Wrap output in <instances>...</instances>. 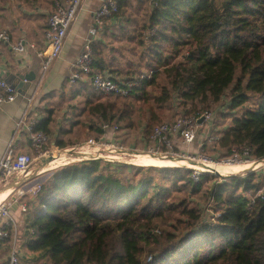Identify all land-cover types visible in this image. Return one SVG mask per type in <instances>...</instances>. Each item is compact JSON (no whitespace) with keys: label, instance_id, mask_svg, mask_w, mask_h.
Instances as JSON below:
<instances>
[{"label":"trees","instance_id":"trees-1","mask_svg":"<svg viewBox=\"0 0 264 264\" xmlns=\"http://www.w3.org/2000/svg\"><path fill=\"white\" fill-rule=\"evenodd\" d=\"M129 3L117 2L115 15L124 18L119 27L123 31L129 28V17L121 14ZM148 14L137 35L129 37H136L137 45L143 46V32L153 29L143 48L146 52L141 54L144 63L129 61L122 66L119 57L125 54L119 48L112 53L97 40L91 43L93 71L133 80L128 95L102 96L90 83L75 82L87 85L75 89L84 96L79 111L76 105L67 104L69 113L64 120L73 116L69 128L58 127L59 110L51 102L55 92H48L40 98L44 102L37 109L41 117L35 129L48 136L58 131L60 137L53 142L65 147L69 142L61 136L79 126L84 115L99 121L95 129L100 136L102 123L122 122L123 128H132L134 123L127 119L129 104L120 103L119 98L160 102L163 97L154 92L165 91L159 76H166L175 91L172 106L182 107L176 116L210 110L229 91L228 111L221 116L230 118L220 130V140L206 146L213 156L224 157L233 147L248 145L253 157L264 158V0H159ZM239 108L242 113L235 115L233 111ZM157 123L156 116H151L140 127L139 136L147 142ZM138 141L142 147L143 142ZM101 162L93 159L63 165L41 184L31 200L35 208L26 212L24 247L30 255L21 258L22 264L34 259L41 260L40 264H264V200L255 196L264 191V173L248 171L216 182L217 175L205 172L194 182L191 169L159 167L164 178L160 190L147 195L155 187L143 185L137 193L130 191L126 199L131 202L123 209L101 214L69 192L77 185L87 192L100 190L103 179L109 183L107 192L112 186L122 188L117 178L104 175ZM213 181L204 190L206 202L212 201V211L220 213L212 223L201 222L198 202L191 205L186 198L178 201L171 196L199 194ZM251 196H255L253 203ZM170 220L175 223L170 225ZM158 225L171 229L161 227L156 234ZM182 226L187 232L176 234ZM29 228L34 230L32 235ZM179 251L181 259L175 262L172 257ZM148 255H152L149 262Z\"/></svg>","mask_w":264,"mask_h":264},{"label":"built area","instance_id":"built-area-1","mask_svg":"<svg viewBox=\"0 0 264 264\" xmlns=\"http://www.w3.org/2000/svg\"><path fill=\"white\" fill-rule=\"evenodd\" d=\"M83 0H54L53 9L47 15L46 27L44 29L43 50H37L33 43L23 38L12 40L10 32L0 28V44L10 47L12 53L19 60L25 58L27 48L34 50L40 60V69L45 73L51 64L57 59L63 49L65 39L76 19L78 10ZM118 0H102L92 15V21L88 29V37L83 43L82 50L77 55L72 65V71L68 77L70 84L75 82H88L93 90L102 96L128 95L134 85L133 80H123L120 77H113L107 71L94 72L92 69L93 58L91 43L97 38L99 29L106 23V19L118 12ZM159 0H150L151 7L157 5ZM22 79L20 83H26ZM20 90L16 85L7 82L0 77V106L3 103L13 101ZM33 95L27 98L26 111L16 123V130L25 133L26 142L29 147L27 151H17V141L12 139L8 142L3 155L0 157V180L11 175L28 174L31 165L37 160L41 162L43 170L57 168L75 160L86 158L87 160L102 159L107 162H127L123 156L136 158L137 146L132 145L130 150L115 139L113 134L117 125L102 123L104 133L100 138H88L83 143L71 147H59L49 136L40 129H35L36 118L32 114ZM199 119L201 121L199 122ZM216 124V114L213 111L205 110L195 114H178L177 118L170 122H162L154 125L146 139L142 135L139 140L143 142L141 150L145 155L161 158L175 159L176 161L185 158L192 167L191 179L196 182L199 176L205 172H212L214 166L243 165V169L264 173V158H255L251 155V148L248 145L233 147L229 155L224 157L213 156L204 159L206 146L220 140V129ZM143 130V127L140 131ZM107 131H111L110 134ZM108 134L109 137L105 138ZM141 134V133H140ZM196 151L190 152V147ZM194 160V161H193ZM207 170V171H205ZM216 170V169H215ZM220 175H223L220 173ZM41 184L33 186L30 192L36 194ZM23 195V191H20ZM255 196L264 200V191L259 190ZM255 196L249 198L250 203L254 202ZM15 200V199H14ZM16 201V200H15ZM12 201L4 199L0 201V244L10 240L11 244L7 253L6 264H22L19 237L17 233V222L12 214ZM212 201L203 206L201 222H214L220 216L219 212L212 211ZM19 209L22 213L27 212V203H20ZM157 231L158 230H154ZM29 235L34 233L32 228L28 229ZM152 255H148L146 261H151Z\"/></svg>","mask_w":264,"mask_h":264},{"label":"rangeland","instance_id":"rangeland-1","mask_svg":"<svg viewBox=\"0 0 264 264\" xmlns=\"http://www.w3.org/2000/svg\"><path fill=\"white\" fill-rule=\"evenodd\" d=\"M3 4H7L6 6V13L8 12H13V13H18L17 12V3L22 2L23 6H27L25 8H28V6H32L34 4L36 5H41L46 8L44 11L45 15L43 16L44 20H46V13L52 11V4L54 0H0ZM29 4V5H27ZM35 5V6H36ZM151 9V4L150 0H130V3L127 7V9L124 11L123 14H121L123 17L127 15L129 17V28H126V30H122L119 27H115L113 34L110 35L108 38L111 40L109 42L108 47L110 48V51L112 53H116V48H119L121 52L125 54V57H119V63L122 66H127V63L129 61H132L134 63H139L145 62L143 59H141V54H145L146 50L144 51L143 48L145 45L148 43V35H151L153 32V29L150 31H144L142 34L143 40H144V45L140 46L137 45L136 37L134 39H129V37L133 35H137L139 32V28L141 24L146 21L147 16L149 15L148 13L150 12ZM29 11V10H28ZM35 14L32 15H25L29 16L32 18H39L40 13L39 11H33ZM124 19V18H123ZM138 38V37H137ZM113 47V48H111ZM133 48V49H132ZM130 67L134 68V65H130ZM145 71V70H142ZM68 81V80H67ZM64 83L63 87H61V91L63 93L62 96L56 95L52 97L51 102L55 105L56 108L59 110V114L57 116L58 120L60 121L58 124V127H67L69 128V117H73L72 115H69L67 119L64 120L65 114L69 113V107L67 104H74L77 107V110L79 111V108L82 106V103L84 101V96L81 93V91L76 92L75 89L80 88L82 85H87V84H80L77 86V84L73 83L70 84L69 82ZM159 83L164 85L165 91L160 92L159 89H156L154 93L157 95H161L162 101L156 102L154 99H151L147 102H138L133 100L132 98H119V102L122 103L125 101L126 103L129 104V114L127 116V119L132 121L134 123V127L132 128H123V123H113L112 125H117L118 129L113 133L115 135V139H118L121 141V144L128 148L131 147L133 144H136L137 150H135L136 154H144L141 152L143 146L141 147V143H139V130L140 127L143 126L144 124L147 123V120L151 118V116H156L158 119V123L162 122H170L173 121L176 116V112L182 111V107L180 108H175L172 106V98L175 95V91L173 92L172 87L169 83V78L166 76L162 77L159 76ZM229 91L226 90L220 100L217 103L212 104L210 107L209 111H213L216 114V121L218 123V128L224 129V127L227 124L228 118L230 117H223L221 116V113H225L228 111L227 107L229 105ZM252 102V101H251ZM247 106V105H246ZM207 110V109H205ZM235 115H240L242 113V109H236L233 111ZM220 117V118H219ZM75 118V117H74ZM72 118V119H74ZM71 119V120H72ZM79 121H81L80 125L77 127H74L72 132L67 133L61 138L69 142L65 147H71V146H77L81 143H83L85 140L88 138H100L101 134L96 131V127H99V121L95 117H91L88 115L82 116ZM157 123V124H158ZM93 126V128H89ZM57 127V129H58ZM111 131H107L108 134H110ZM106 134L105 138H108L109 135ZM60 135H58V131H55L53 135H49L50 141H54L55 138ZM138 136V138H137ZM190 152L196 151V148L191 146L189 149ZM214 152L211 149H205L204 152V159H207L210 157H213ZM132 156H123L122 159L124 160H130ZM156 157V156H155ZM133 158V157H132ZM161 158V157H158ZM170 159V158H167ZM182 160H185L187 163L185 164V161H179L177 166L183 167V168H188L192 169L190 167L191 163L186 160L185 158H181ZM82 160H87L86 158H83L81 160H75L72 163L75 162H80ZM135 160V159H134ZM173 161H176L175 159H170ZM180 160V159H179ZM104 161V162H103ZM194 161V160H193ZM102 165H104V175L105 174H111L113 178H117L118 182L121 183L122 188H119L117 186H112L110 188V191L107 192V187L109 185L108 181L103 179L102 180V186L100 187V190H94L92 192H87L84 191L80 186H74L73 190H70V194L78 197L81 199L84 203L88 204L91 209L94 210L96 213H106V212H115L117 210L123 209L127 204L131 202V199H126L130 195V191H133L134 193L139 192L143 185L149 184V186H154L155 188H151V190L147 191V195H153L152 190L156 189L160 190L163 186L162 180L163 175L160 173V168L162 167H177V166H170L167 164V166H161L160 163L157 164L156 166H133L136 164H131V163H125V162H107L105 160H102ZM70 164V163H69ZM183 164V165H181ZM67 165V164H66ZM164 165V164H163ZM61 167V166H60ZM137 167H140L136 170ZM151 167H156V168H151ZM160 167V168H159ZM247 167V166H245ZM42 165L40 161H36L33 165H31L29 173L24 175V174H18V175H11L10 177L6 178L2 184H5L4 186L1 184L0 185V191H3L7 188L11 189L10 196H13L17 201H23L28 203V208H29V213L31 209L35 208V204L31 203L32 198L36 196L33 194L31 189H33L34 185L37 184H42L47 177L51 174L52 171L58 169L57 168H52V169H46L44 168L41 170ZM264 169V168H263ZM192 171V170H191ZM226 171L223 173V175H220L219 173H213L218 176V178L215 179L216 182H220L221 179L224 176H243L246 172L247 169H239L238 171L235 172H230ZM106 177V176H105ZM215 181L210 182L208 185L203 188V190L199 194L195 195H190L188 192H180L178 194L172 193V198L174 197L178 201L186 198L188 199L191 203L197 204V202L200 204L199 205V210L200 212L203 211V206L206 205L208 202H206L205 195H204V190L208 187H211ZM166 185V182H165ZM168 185V184H167ZM208 186V187H207ZM130 187H134V189H129ZM140 188V189H139ZM20 191H23V195L19 194ZM132 192V193H133ZM213 206V205H212ZM28 218V215H27ZM170 225L175 223V221L170 220L168 222ZM168 224V225H169ZM201 224V223H200ZM168 225L166 226H161L166 229H171ZM161 227L158 225L154 231L156 234H159L161 232ZM180 232L186 233L187 230H183V226L176 231V234L180 235ZM117 246V251L121 252V248L119 244L116 243ZM27 253V252H25ZM182 253L179 251L178 254L174 255L172 258L173 260L179 261L181 259ZM31 264H36L31 263Z\"/></svg>","mask_w":264,"mask_h":264},{"label":"crops","instance_id":"crops-1","mask_svg":"<svg viewBox=\"0 0 264 264\" xmlns=\"http://www.w3.org/2000/svg\"><path fill=\"white\" fill-rule=\"evenodd\" d=\"M101 1L102 0H83L76 19L67 34L60 56L53 61L50 68L45 73L41 72L40 60L36 56L34 50L27 48L25 58L19 60L12 53L10 47L0 44V77L7 79L8 75H13L12 82L20 89V93L13 101L3 103L0 106V157L3 155L8 142L12 139L17 141V151L23 152L29 150L25 133L23 131H17L15 128L16 123L26 111L27 98L33 95V104L31 107L32 114L30 115H33L36 120L39 119L41 115L37 109L44 102H42L40 98L48 92H55L54 96L61 93L60 88L63 87L64 83L68 80L72 71L73 62L82 50L83 43L88 37V29L92 21L93 12L100 5ZM7 4L0 2V28L7 29L13 41L23 38L25 41L33 43L37 50H43L45 48L43 34L47 20V17L46 20H44L43 16L45 15L44 11L46 8L36 4L25 8L27 6H23L25 4L19 2L17 3V14L12 11L6 13L5 9ZM51 8L53 9V4ZM33 11H39L40 13L36 14H40V17L32 18L25 16L27 14H35ZM48 13L49 12L46 14L48 15ZM122 25L123 18L120 16L114 15L106 19V23L99 29L98 36L95 40L101 42L104 47L105 45L108 46L109 42H111L108 37L114 35L113 32L115 27H121ZM30 72L33 73L34 79L32 81L28 80L26 83H20L21 80L18 76ZM47 100L50 99L46 98V101ZM5 180L6 179H1L0 185ZM2 185L4 186L5 184ZM5 199L13 203L12 214L17 222L21 258L23 259L26 257L24 243L26 240L25 230L27 219L26 212L22 213L19 209L20 203L23 201H17L10 195ZM27 209H29L28 206ZM10 244V240L0 244V264H6ZM28 254L30 255V253L27 252V255ZM34 260L35 261L31 260L29 262H36V264H40L39 262H41V260Z\"/></svg>","mask_w":264,"mask_h":264},{"label":"bare ground","instance_id":"bare-ground-1","mask_svg":"<svg viewBox=\"0 0 264 264\" xmlns=\"http://www.w3.org/2000/svg\"><path fill=\"white\" fill-rule=\"evenodd\" d=\"M131 161H132L133 164H136V165L138 164L140 166H156L159 163H160V165L162 164L161 166H167V164H169L170 166H177L178 163H180L179 161H185V160L180 159V160H177V161H173V160H170V159H167V158H158V157H155V156H150V155H145V154H141L140 153V154L137 155L136 158H132ZM186 163L187 162L185 161V164ZM181 165H183V164H181ZM243 168H245V166H243V165H235V164L226 165V166H214L213 167V169L214 170L216 169L215 171H217V173H219V174L220 173L223 174L226 171H230L232 173V172L238 171L239 169H243ZM205 171H207V170H205ZM10 192H11V189H9V188H7V189H5L3 191H0V200L1 199L3 200V198L8 193L10 194Z\"/></svg>","mask_w":264,"mask_h":264},{"label":"water","instance_id":"water-1","mask_svg":"<svg viewBox=\"0 0 264 264\" xmlns=\"http://www.w3.org/2000/svg\"><path fill=\"white\" fill-rule=\"evenodd\" d=\"M18 77H19L20 80H22L24 78V79H27L29 81H32L34 79V75H33L32 72L26 73V74H20ZM12 80H13V75H8L6 81L9 82V83H11L12 85H15V83H13ZM18 90H20V89H18ZM200 121H201V119H199V122ZM212 172L215 173L217 171H215L214 169H212Z\"/></svg>","mask_w":264,"mask_h":264}]
</instances>
